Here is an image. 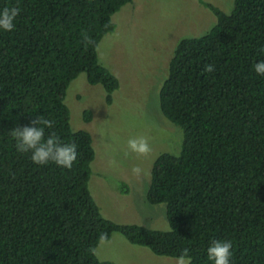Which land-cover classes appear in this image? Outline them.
I'll use <instances>...</instances> for the list:
<instances>
[{"label": "trees", "instance_id": "1", "mask_svg": "<svg viewBox=\"0 0 264 264\" xmlns=\"http://www.w3.org/2000/svg\"><path fill=\"white\" fill-rule=\"evenodd\" d=\"M130 2L0 0V11L21 9L13 31L0 29V264H113L95 255L113 233L159 257L187 248L191 264H213L210 243L228 240L230 264H264V76L253 69L264 60V0H234L229 14L202 1L216 24L181 40L169 62L159 106L183 140L179 155L156 159L146 193L149 204L166 206L169 230L116 224L92 199V138L71 130L64 99L84 73L112 102L119 83L97 47ZM37 116L55 122L45 138L55 132L76 144L70 170L17 151L10 131Z\"/></svg>", "mask_w": 264, "mask_h": 264}, {"label": "rangeland", "instance_id": "2", "mask_svg": "<svg viewBox=\"0 0 264 264\" xmlns=\"http://www.w3.org/2000/svg\"><path fill=\"white\" fill-rule=\"evenodd\" d=\"M202 1L225 14L234 5V0H131L112 16L114 29L97 47L99 64L119 83L112 102L107 103L104 89L90 85L84 73L66 90L71 130L87 132L92 138L90 195L102 217L116 224L169 230L166 206L149 204L146 193L154 162L164 153L179 155L183 132L162 115L159 91L178 43L207 34L217 22ZM87 111L91 114L88 121L84 120ZM137 136L149 139L152 152L148 157L129 152L127 141ZM136 165L143 169L140 176L131 172ZM95 255L113 264L175 262L130 244L118 233L101 241Z\"/></svg>", "mask_w": 264, "mask_h": 264}, {"label": "clouds", "instance_id": "3", "mask_svg": "<svg viewBox=\"0 0 264 264\" xmlns=\"http://www.w3.org/2000/svg\"><path fill=\"white\" fill-rule=\"evenodd\" d=\"M21 9L18 6L5 7L0 11V29L4 31H13L15 28V18L20 14ZM85 46L91 44V39L84 34L82 37ZM254 71L264 76V60H260L253 65ZM214 65L206 64L205 72H213ZM54 121L37 116L30 121L29 125L18 126L10 131L15 140V147L20 153L31 152L30 159L34 164L44 166L49 163L71 169L74 162L77 161L78 152L75 143H62L55 132H50L45 138V129L54 127ZM127 148L130 153L137 157H148L152 148L149 139L145 136H137L127 141ZM128 153H126L127 155ZM114 164L115 161H112ZM131 172L134 176H140L143 169L139 166H133ZM232 243L228 240H213L207 248V256L213 264H230ZM192 257L189 255V249L185 248L175 258L174 264H191Z\"/></svg>", "mask_w": 264, "mask_h": 264}]
</instances>
